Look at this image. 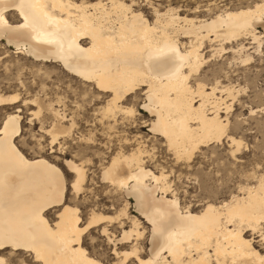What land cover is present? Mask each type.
<instances>
[{"label":"bare ground","instance_id":"1","mask_svg":"<svg viewBox=\"0 0 264 264\" xmlns=\"http://www.w3.org/2000/svg\"><path fill=\"white\" fill-rule=\"evenodd\" d=\"M127 1L0 0V64L7 72L23 68L11 60L14 48L39 73L50 74V63L78 78L100 104L94 130L101 135L107 130L109 139L100 144L107 156L93 149L99 144L91 133L80 134L79 145H96H86L84 152L76 146L73 158L85 159H64V170L58 158L30 157L20 150L22 111L8 107L0 127V264H6L1 256L6 249L31 253L36 264H104L83 243L84 235L97 227L114 243L118 264H264V255L244 234L248 228L264 239V176L241 194L195 213L183 209L176 195L170 197L166 168L153 154L154 144L152 150L146 145L163 140L177 161L193 159L200 147L221 143L224 137L232 154L241 150L242 141L227 135L229 119L221 116L222 110L230 111L227 99L237 97V90L232 84L223 86L218 76L208 83L203 67L225 52V43L236 44L235 50L230 47L235 54L245 50L239 40L249 39L257 48L264 43V33L257 31H264V0H244L247 5L233 9L219 7L218 0H143L144 6ZM208 44L215 46L209 58L204 55ZM239 60L246 64L251 56ZM19 96L0 95V106L21 102L25 108L33 106L36 117L46 112L48 126L41 130L50 139L51 154L57 144L63 151L60 140L76 141L77 117L60 109V100ZM121 127L125 130L120 132ZM145 128L151 138L127 132ZM89 150L100 162L102 185L132 198L150 226L148 258L141 256L140 243L147 230L130 216L128 201L114 215L93 210L85 224L78 209L67 204L68 189L77 196L89 182L97 185L88 176L87 166L94 162L86 158ZM58 207L52 223L46 212ZM124 219L131 225L113 239L108 227L123 226ZM119 244L129 247L118 252Z\"/></svg>","mask_w":264,"mask_h":264},{"label":"rangeland","instance_id":"2","mask_svg":"<svg viewBox=\"0 0 264 264\" xmlns=\"http://www.w3.org/2000/svg\"><path fill=\"white\" fill-rule=\"evenodd\" d=\"M75 1L80 2L82 0ZM83 1L96 2L97 0ZM243 1L244 0H218V4L221 8L228 7L233 9L247 5V3ZM255 1L259 0H249L248 3L253 4ZM126 2L128 1L126 0ZM137 2L143 6L145 4L143 0H137ZM190 4L192 5V3ZM144 9L147 12L149 11L148 9L146 10V7ZM257 31L262 34L264 33L263 28H258ZM242 40H239V42H242L244 45V51L235 54L230 50V47L232 45V48L235 50L236 44L234 42L230 44L225 43L223 45L226 49L225 52L221 53V55L216 54L215 58H212L207 62V65L203 67V71L207 74L208 83H213V79L218 76L223 86L233 85L235 86H232L234 91L237 90L235 91L237 92L235 94L238 95L235 97L236 99H227L228 102L226 101L228 105L231 104L233 107L231 106L230 111L227 113L226 110H222L223 114L221 113V116H223L222 118L229 119L227 135L242 141L241 144L243 146H240L241 150L239 149L240 151L232 154V148L230 147L228 138L224 137L221 139V143L213 142L214 144H209L207 147H200L199 150L195 151L194 156H192V161L191 159L189 161H177L172 152L166 148L163 140L155 139V142L150 140L146 144L148 148L150 147L149 150L155 147L152 150L154 151L153 154L159 157L166 168L168 180L172 183V189H170L172 192L169 190L171 192L169 194L170 197H172V194L176 195L183 209L190 208L195 213L202 210L208 203L218 205L229 200L233 196L241 194L246 189L254 187L257 184L258 178L264 176V43L261 42L260 47L257 48V45L253 44L251 40ZM262 41L264 42V40ZM214 47L209 44L207 45L204 51V55L206 54L205 57L209 58L210 55H212V48ZM10 51L12 56L11 60L18 62L23 68L19 72L18 70H15L16 72L14 70L7 72L5 67L0 64V95L7 96L19 94L20 100L31 98L35 95H39L40 98H45V100H52L54 102L60 100V102L64 104L62 105L60 103V109L66 107V110L64 109L66 114L69 115V117H77L76 122L78 123L77 129L73 133V137L76 138V141L67 140L64 142L63 139L60 140V143L63 144V151L58 149L60 145L57 144L55 145L56 149L54 148L56 152L51 154L52 151L49 146L50 139L45 135L44 131L41 130V126H48V124L46 125L47 118L44 117L46 112L36 117L32 115L35 108L33 106L25 108L22 106L21 102L14 106H0V127L7 117L8 112H10L8 107H19L22 111L19 114L21 115V136L17 139L20 150H22L26 156L30 157L43 155L55 160L58 158L60 167L66 170L63 160H70L73 158L74 152L76 153L79 151L76 146H81L80 148H83V151L80 152H84L87 150L84 148L86 145L87 148H93L96 145L94 143L86 144V142L80 143L79 145L77 141L80 134L86 135L87 137L88 134L91 133L95 141H98L97 143L99 144L97 148L93 149L97 150L100 148V152L106 154L107 150L103 149L100 144L109 141L107 130L105 135H101L99 131L96 132L94 130L93 126L97 122V108L100 106L98 102L96 103V101H94L96 94H93L91 91L85 92L86 88L82 86L79 79L76 77L74 78V76L69 74L62 67H53L54 64L47 63V66L51 68L49 69L50 74L45 75L42 72L39 73L38 69L30 65V62L25 60L22 55L15 54L17 50L11 48ZM248 54L251 56V62L246 64L241 63L239 57L244 58ZM10 73H12V75ZM8 77H11V79H8ZM17 77L20 78L19 81ZM19 82H23V88L22 84ZM44 85L47 89H42ZM216 96H223L224 99L227 97L221 93H216ZM55 106L57 107V105ZM15 110L16 109L13 111ZM143 113L144 112H142V114ZM143 117L147 118L148 116L144 113ZM122 130L125 129L121 127L119 131L121 132ZM148 131L149 129L145 128L140 130L139 133H137L135 129L128 130L127 132L130 133L131 137L140 134L143 137L151 138ZM92 150L87 151L85 155H87L86 158H91L92 162H95H93V164H88L87 167L90 169L88 172L89 179H93V183L95 181L97 185L94 184L92 186V182H89L87 186L88 189H83L77 195L78 198L71 189H68L66 197L67 204L78 209L82 223L85 224L93 210L105 215H114L124 206L125 202L128 201L130 204L128 209L130 216L139 218L142 225L147 230L140 239V243L141 246H143L141 256L143 258H148L150 248L148 232L150 226L136 212L135 202L132 198L127 199L123 193L115 191V189H108L105 185H102L103 183H101L99 179L100 162ZM106 155L108 156V154ZM73 159H78L76 161L79 162L81 159L85 158L77 157ZM68 179L71 180L72 176L68 177ZM60 209L61 207L48 210L46 212L47 219L53 223L57 219ZM127 220L128 219H124L123 226L118 223V225L112 223L110 226L109 223H106L110 226L108 229L110 234L114 236L112 237L113 239L121 238L122 231L129 228L131 223ZM261 226L264 230V221L261 223ZM247 229L248 228L244 230L246 238L251 240L254 247L264 255V239L261 233ZM83 243L87 252L100 259L104 264H118L117 262L120 259L114 253V243H111L109 238L102 234L101 227L93 228L86 233L83 237ZM128 247L129 244H119L116 246L118 252L127 250ZM1 256L5 258L6 264H36L33 263V255L27 252L17 251L12 253L11 249H6L1 253ZM128 264L137 263L129 262Z\"/></svg>","mask_w":264,"mask_h":264}]
</instances>
